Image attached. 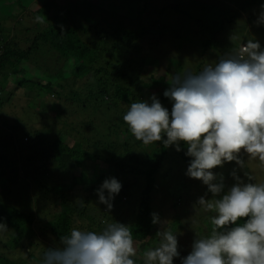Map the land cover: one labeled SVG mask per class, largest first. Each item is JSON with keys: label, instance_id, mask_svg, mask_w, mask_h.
I'll return each instance as SVG.
<instances>
[{"label": "trees", "instance_id": "1", "mask_svg": "<svg viewBox=\"0 0 264 264\" xmlns=\"http://www.w3.org/2000/svg\"><path fill=\"white\" fill-rule=\"evenodd\" d=\"M5 1L0 0V2ZM94 1L76 0L68 2L65 10L55 19L57 21L62 20L61 24L42 23L43 27L46 28L38 32L32 44L25 38L24 41L30 43L26 48H21L17 41V39H20L17 38L19 33L14 32V30L11 31L12 26L8 27L6 25L11 20L17 22L18 16L16 14L1 15L0 89L2 91H7L8 82L14 81V75L19 76L20 80L16 81V88L30 87V90H34L35 98L38 99L39 103L36 108L40 110V114L47 115L45 109H41L45 104L44 102H46L44 99L46 96L57 93V90H66L69 78L83 75L81 77L84 79L82 91L72 90L70 92V98L74 106L73 111L70 113L67 109H59L60 114H66L67 112L71 114L68 123H64L65 129L58 128L56 132H50L49 130L50 135H47L44 139H39L38 129H35L32 135L26 134L21 138L19 135H15L16 131L14 133L13 130L9 132L13 129L12 126L8 125L6 121H1L4 128H0V148H2L0 151V169L2 175L7 176L9 185L14 187V191H10L14 204L5 203L0 206V223L7 225L13 239L20 237L22 240L25 237L30 244H33L35 243L36 234H39L40 237L50 235L54 239L53 242L57 244L56 241L60 242L61 236L68 235L70 230L75 228L78 218H85L89 222L88 226L98 225L99 228L104 226V223L108 222L110 218L115 219L112 214L116 210L107 212L109 210L106 208L101 213L102 217L101 214H98L94 215V219L89 218V215H87L89 210L82 203H75L65 190L54 191L61 188V186L63 187V185L51 186L49 180L46 179L53 168L45 170L44 166L38 164L39 162L45 164L47 162L48 167L49 165L53 166V162H55L62 169L77 168L78 171L82 169L83 174H81L80 183L87 186V173L83 171L87 170L91 164L97 168V163L103 161L101 153L111 150L112 142L110 138L112 134L110 135L107 132L105 135H99L98 140L92 141L95 149L89 152L88 148L84 147V143L87 141L71 138L66 129L69 126L77 131L83 128L98 129L97 120L91 116L90 121H82L77 116L80 111H96L101 116H111L112 118L115 114V119H118L117 122L115 121L116 125H112L113 128L118 126L119 130L121 129L119 125L122 124L123 129L129 134V138L121 146L124 148L122 154L119 153V156L111 157L105 162L109 166L107 175H110L111 171L118 180L122 177H132L129 183L127 181L122 186L120 194L123 195L124 200H127L128 192L133 188L134 192L132 193L136 196L137 205L127 225L132 233L134 243L150 238L157 230V225L152 222V213H154L152 195L156 186V175L164 162L168 157L171 162H186L188 164L191 160L190 157L185 155L187 150L183 142H181L182 150L179 152H173L171 147L167 149L162 142L144 145L130 133L123 117L116 116V114L121 116L126 113V111L120 109V103L131 105L133 102L145 101L146 96L141 93L142 88L146 85H149L147 89L161 88L163 93L167 90L165 77L157 79L155 76H151V83L142 78L144 65L146 64L145 60L148 61L151 56L160 58L159 56L162 55L164 57L160 49L161 37L159 39L155 38L158 47H153L152 42L146 47L147 38L155 34L163 35V32H170L173 29L169 21L162 18L165 15L163 10H159L157 13L154 9L151 11L152 4L149 3L151 0H146L147 2L142 10L137 14V22L134 28H129L122 23L112 24V26L107 25L104 28V24L108 23L107 19L96 17L92 7L95 4ZM16 2L19 6L18 14L24 15L30 11L22 0H16ZM28 16H32V19H34L33 13L31 15L28 13ZM28 30L26 29V31ZM44 52L51 53L54 57L52 61L57 62L54 69H49V66L42 67L45 62H41L37 55ZM70 61L74 63L75 67L69 78H67L65 76V66ZM41 71L44 72L45 79L43 81L27 79L26 77L28 72L40 76ZM163 93L158 98L162 105L170 101ZM4 101L6 100H3L0 95V109H2ZM72 118L80 119V124L74 125ZM48 126H45V128L48 129ZM109 130H112V127H109ZM118 133L119 131L116 132L117 135ZM7 134L9 135L6 137ZM28 136L31 137L30 142ZM114 143L115 145L118 144V142ZM9 146L11 152L5 153L4 149ZM37 175H44L42 176L43 179L36 181L34 178ZM32 184L35 189L32 188ZM75 184H78L77 177L74 186H76ZM65 187L73 189V186L65 185ZM91 191H94V189L92 188ZM34 192H47L45 195H39L38 201L39 206L42 204V206H45L51 201L50 205L54 207V211L48 213V216H41L37 219V212L34 209L33 212L26 214L20 208L27 201H30L32 206V201L28 199V196H32L31 194ZM14 193L16 194L14 195ZM27 194L28 196H26ZM35 198L37 199V197ZM240 223H243V221H240ZM88 226L87 228H89ZM82 230L86 229L83 228ZM33 258L35 259L32 263L37 264V258ZM135 260L142 263V260ZM28 263L23 262L22 264ZM0 264L19 263L11 261L8 256L4 255L0 258Z\"/></svg>", "mask_w": 264, "mask_h": 264}, {"label": "rangeland", "instance_id": "2", "mask_svg": "<svg viewBox=\"0 0 264 264\" xmlns=\"http://www.w3.org/2000/svg\"><path fill=\"white\" fill-rule=\"evenodd\" d=\"M74 1L76 0H22L23 4L29 7L31 12L28 11L26 14L21 15L18 14L19 6L16 0H6L5 2H0V18L2 17L1 15L8 14H16L18 16L17 22L11 20L7 22L6 25L8 27L12 26L11 31L14 30V32L19 33L17 38L21 40L17 39V41L21 48H26L30 43H26L24 41L26 40L25 38L32 44L38 32L46 28L43 27L41 23L37 24L38 22L35 20L36 14L44 17V23L46 22V24H61L62 20L57 21L55 19L65 10L68 6V2ZM94 2L95 4H93L92 7L96 17L98 19H107L108 23L104 24V28H106L107 25L112 26V24L117 23L125 24L129 28H134L137 22V14L142 10L147 1L95 0ZM138 3H140V5H138ZM149 3L152 4L151 11L154 9L157 13L159 10H163L165 15L162 16V18L168 20L169 24L173 27L170 32H163V35L155 34L147 38L146 47L150 45V42L153 43V47H158L155 43V38L159 39L161 37L160 49L164 56L162 57L161 55L159 56L160 58L151 56L148 61L145 60L146 64L144 65L142 78L149 83H151V76H155L157 79L165 77L166 87L168 89L170 87L168 80L173 74L177 72L183 74L189 71L198 74L203 67L209 64H215L221 55L229 51L233 46H240L246 43L248 39L259 41L261 48L264 49V23H257L261 12V6L264 5V0H151ZM28 13H30V15L33 13L34 19H32V16H28ZM26 29L29 30L26 31ZM232 35L236 36L234 41L230 39ZM157 49L159 50V48ZM37 57L41 62H45V65L42 66L43 68L49 66V69H54L57 66V62L55 60L52 61L54 57L51 53H38ZM74 67L75 65L71 61L65 66V76L67 78H69ZM43 74V71L40 72V76L28 72L26 77L27 79L43 81L45 79ZM81 76L83 77V75ZM81 76L78 75L77 77L69 78L66 84V90H57V93L46 96L44 98L46 102H44L45 104L41 109H45L44 111H46L47 115L44 113L42 115L39 113L40 110L36 108L39 106V103L38 99L35 98L34 90H30V87L16 88V81L20 80V78L14 75V81L8 82L9 87L7 91H2L0 89L1 98L6 100L3 102L2 109H0V128H4L1 121H6L7 124L13 128L9 130V132L13 130L14 133L16 131L17 133H15V135H19L21 138L26 134L32 135L33 131L38 129L39 139H44L47 135H50L48 132L49 130L50 132H56L58 128L65 129L64 123H68V118L71 114H68V112L66 114H60L59 109H67L70 113L73 111L74 106L72 105L70 92L72 90L82 91L84 79ZM148 86L149 85L143 87L141 93L143 96H146L145 101L147 102L151 101L153 95L159 98L163 93L161 88L147 89ZM57 94L60 95L58 96ZM163 106L171 111L172 103L169 101L163 104ZM119 107L121 110L127 111L130 104L120 103ZM85 111L86 110H83V112L80 111L77 116L81 118L82 121H90L92 116L97 120L96 124L98 129L83 128L77 131L69 126L66 127L68 135H70L71 138H77L81 141L86 140L87 142L84 143V147L88 148L89 152H92V150L95 149L92 145V141L98 140L97 138L99 135H105L108 132L110 135L112 134L110 140L113 146H111L109 152L106 150L104 153H101L103 161L97 163V168L91 164L87 170L83 171L87 173V186L80 183V177H82L81 174H83L81 172L82 169L81 171H78L77 168L62 169V167L59 168L55 162H53V166L49 165L48 167L47 162V165L42 162L38 164L44 166L45 170L53 168V170L50 171L49 177L46 176L51 186L63 185L65 188L61 186V188L54 191L59 189L65 190L75 203H82L85 208L89 210L87 213L89 218L91 217L94 219V215L101 214L104 212L105 208L107 209L106 205L99 203L96 190L102 185L105 179L115 177L111 171L110 175H107L109 166L105 160L119 156V153L122 154L121 152L124 151V148L121 146L129 138V134L123 129L122 124L119 125L121 127L119 130L118 126L113 128L118 119H115V114L114 118H112L111 116L105 115H102V117L96 111ZM123 115L120 116V114H116L119 118H122ZM72 119L74 120V125H79L81 122L80 119ZM71 121L70 123L72 124ZM45 126H48V129H46ZM109 127H112V130H109ZM42 128L44 131H42ZM117 131H119L118 135L116 134ZM8 135L9 134H7L6 137ZM28 139L30 142L31 137L28 136ZM114 142H118V144L115 145ZM169 148L170 147H167V149ZM1 149L2 148H0V151ZM171 149H173V152L176 151L175 146H172ZM4 152L10 153V146L5 148ZM241 155L245 160L243 169L239 168L236 162L233 161L231 163H225L223 167H217L213 171L223 176L226 187H230L235 183L231 175L234 169L246 182L247 177L244 173L248 172L254 178L252 181L253 183H264V164H261L258 159L247 160L246 154L242 153ZM167 160L169 161L167 162ZM167 160L156 175V186L152 195V207L153 212L157 213L161 220L169 222L171 231L177 234L178 251L181 257H186L191 252L192 244L197 237H206L210 234L213 228L211 219L216 213L204 212L199 206H197L196 209L194 208V204L198 198L204 196L208 190L207 186L204 185L202 181L192 179L186 175L190 162L188 164L186 162H171L169 157ZM42 176L44 175H37L34 179L36 181L41 180L43 179ZM76 177L78 184L74 186ZM35 180L34 183L36 182ZM129 180H132L131 176L122 177L119 181L123 186L127 181L129 183ZM65 185L73 186V189L71 190L69 187H65ZM32 188L35 189L33 184ZM92 188L94 191H91ZM10 191H14V187L9 185L7 176L2 175L0 169V206L5 203L14 204V200H12L13 198L10 196ZM132 192H134L133 188L128 192L129 195L127 200H124L123 195L120 193L115 196L113 208L111 209L113 211L116 210V212L112 214L115 219L110 218L108 223L117 221L125 225L129 224V218L137 205L136 196ZM41 193L34 192L31 194L32 196H28L27 194L26 196L29 197L28 199L32 201V206L30 205V201H27L26 204L23 203L20 207L26 214L33 212L34 209L35 212H37V219L41 216L46 217L48 213L54 211V207L50 205L51 201L48 203L45 202L47 203L45 206H42L43 204L39 206V195H45L47 192ZM15 194L16 193H14V195ZM35 197H37V199ZM207 198H211V193H208ZM88 223V220L85 218H78L75 228L80 230L84 228L86 229L84 231L90 230L100 232L103 227L106 226L104 223V226L100 228L98 225L90 227ZM156 225L157 230L150 238L134 243L137 249V256L134 257V259L142 260V263L141 261H137L136 264H144V251L158 246L159 238L156 236V233L160 229V225ZM87 226L89 228H87ZM9 231L8 229L6 232H0V258L5 255L8 256L11 261L19 264L23 262L33 264L32 261L35 259L33 257H36L38 261L37 264H40L47 248L57 247L59 245L58 241H56L57 244L53 242L54 239L50 235L40 237L39 234H36V239H34L35 243L30 244L25 237L22 240L20 237L18 239H13ZM174 264H181V259L179 257L174 258Z\"/></svg>", "mask_w": 264, "mask_h": 264}, {"label": "clouds", "instance_id": "3", "mask_svg": "<svg viewBox=\"0 0 264 264\" xmlns=\"http://www.w3.org/2000/svg\"><path fill=\"white\" fill-rule=\"evenodd\" d=\"M35 20L44 23L42 16ZM257 23H264V5ZM168 82L163 94L172 103L171 111L153 95L151 103H131L123 121L144 145L162 142L178 152L181 142L187 146L185 155L191 160L186 175L202 181L208 190L194 208L216 215L210 234L197 237L191 252L181 257L177 234L168 221L152 213L153 224L160 225L159 243L144 251V264H174L177 257L181 264H264V183H253L248 172L246 182L234 169L235 183L226 187L223 176L213 171L233 161L243 169L242 153L247 160L264 164V49L259 41L248 39L198 74L177 72ZM121 189L117 178L105 179L96 190L99 203L111 211ZM105 224L100 232L72 228L57 247L47 248L40 264H136L129 226ZM7 230L0 223V232Z\"/></svg>", "mask_w": 264, "mask_h": 264}]
</instances>
